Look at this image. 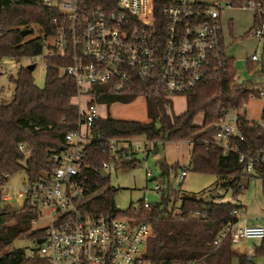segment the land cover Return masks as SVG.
<instances>
[{"label":"built area","instance_id":"obj_1","mask_svg":"<svg viewBox=\"0 0 264 264\" xmlns=\"http://www.w3.org/2000/svg\"><path fill=\"white\" fill-rule=\"evenodd\" d=\"M152 3L153 0L41 2L45 7L55 8L58 14L51 19L53 34L43 43L45 53L38 56L44 55L45 66L49 59L63 63L59 68L61 73L69 76L76 86L79 119L77 129L65 134L60 151L48 155L54 164L49 175L34 182L24 176L21 185L10 186V174L0 172L2 201L31 205L37 211L33 223L37 219L44 222L43 227L35 230L40 231L36 241H44L34 251L38 261L31 264H143L146 261L145 247L152 235L148 223L132 224L111 216L93 215L82 207L91 197L85 195L81 178L83 152L93 141L91 127L98 115L92 101L86 111L81 110V96L91 94L94 99L98 94L94 87L99 86L109 95L137 91L184 98L197 86L216 80L232 61L227 55L221 18L226 10L251 12L253 26L247 35L262 40L264 46V0H170L161 10V21L155 18ZM35 57L19 61L4 59L0 70L8 72L32 62ZM259 61L255 53L247 59V63ZM258 98L263 103L262 113L264 91H259ZM246 109L244 105L224 112L213 124L210 143L224 153H236L242 165V177L258 179L264 192V144L254 154L238 150V143L243 140L239 121ZM257 123L264 127L263 120ZM117 143L115 140L107 143L113 156L119 149ZM146 144L142 148L144 152L150 149ZM18 148L24 155L28 154L22 144ZM121 156L126 155L123 152ZM109 166L103 163L101 170L107 172ZM187 169L188 166L181 167L180 179L185 177ZM237 187L245 189L244 185ZM154 190L161 188L155 185ZM143 206L148 208L149 203L143 201ZM176 214L180 215L178 209ZM231 215L234 219L224 226L214 244H220L225 237L232 245L243 240H264V217L259 224H248L240 205ZM174 264H199V260Z\"/></svg>","mask_w":264,"mask_h":264},{"label":"trees","instance_id":"obj_2","mask_svg":"<svg viewBox=\"0 0 264 264\" xmlns=\"http://www.w3.org/2000/svg\"><path fill=\"white\" fill-rule=\"evenodd\" d=\"M41 2L0 0V67L4 59L19 61L42 53L44 41L53 34L51 19L58 11L43 6ZM169 2L153 0L157 21L162 20L161 10ZM32 26H38L40 35L23 37L21 33L24 30L30 31L28 35L34 33ZM62 65L56 59L48 60L42 88L34 84L27 66L14 68L12 99L9 103H0L1 173L13 175L23 171L31 182L49 175L54 164L49 161L48 155L59 152L64 145L65 134L77 129L79 107L74 101L77 90L74 81L61 73L59 68ZM247 65L251 72L256 66L251 62ZM137 93L128 91L119 95L128 94L132 98ZM143 94L150 122L121 121L99 116L94 120L91 127L93 141L84 149L81 167L85 195H91L108 184L109 175L102 179L98 174L103 163L129 167L135 162L134 159L125 158L130 154L126 149L119 148L114 156L111 155L107 143L110 140L128 141L137 136L144 137L151 144L189 140L191 150L187 170L222 177L228 180L233 194H237V180L242 177V165L237 160V154L224 153L221 148L210 143L214 133L213 124L224 112L241 108L252 97L258 98L259 95V91L250 85L236 83L233 61L216 80L201 84L187 93L184 96L185 110L179 115H166V108H171L172 104L169 98L148 92ZM115 95H105L104 90H100L96 99L105 104L130 100ZM199 113L202 114V124L195 126L193 120ZM260 119L264 121V112ZM239 125V133L243 138L238 143L239 152L254 154L264 144V127L257 122L250 124L244 115ZM20 144L28 151L27 155L19 150ZM151 151L152 148L147 153ZM123 152L125 157L121 156ZM158 165L162 177L178 169L176 165L168 166L161 160ZM115 192V188L108 187L91 196L82 207L93 215L111 216L132 224L148 223L152 235L147 240L144 257L153 264L185 263L190 260H199V264H232L234 258L239 264L250 262L248 256L235 254L228 237L220 244H214L224 226L234 219L231 212L237 207L236 204L184 197L177 208L180 211L178 215L173 205L180 199L179 192L167 188L162 191L161 201L157 204L146 208L143 200H140L136 206L130 204L126 210L119 211L113 204ZM36 214L37 211L27 204L20 209H13L2 201L0 193V264H31L38 261L35 252L30 254L23 249L2 254L8 245L25 233L30 219ZM39 233L34 231L30 236L36 238ZM262 245L264 251V240ZM260 252L256 251V254Z\"/></svg>","mask_w":264,"mask_h":264},{"label":"rangeland","instance_id":"obj_3","mask_svg":"<svg viewBox=\"0 0 264 264\" xmlns=\"http://www.w3.org/2000/svg\"><path fill=\"white\" fill-rule=\"evenodd\" d=\"M222 24L227 44V55L232 58L235 69V79L237 84H248L252 89L264 91V46L262 40L256 37H248L247 33L253 26L252 13L246 10L233 9L226 10L221 15ZM34 33L27 35V38L40 35L38 26H32ZM228 42V43H227ZM45 53V49L42 51ZM255 53L261 63L254 64L252 72L249 71L247 59ZM36 56L32 62L24 63V66L32 65L31 75L34 84L38 88L44 87L46 66L43 56ZM259 61V62H260ZM15 69L6 72L0 70V103H9L14 92ZM94 92L103 90L101 87H94ZM101 95V94H100ZM105 95H109L105 93ZM118 98L130 99L125 101H116L110 104L100 102L92 95L84 94L80 97V108L87 110V104L92 101L96 113L101 118H111L121 121H133L140 123L150 122L147 114L146 98L143 93H137L134 97L128 94H117ZM108 97V96H107ZM171 108H166V115H179L184 112L186 100L183 97L171 96ZM76 102V99H74ZM261 98H251L246 104L245 118L248 121L259 122L262 108ZM156 126L159 124L155 121ZM193 124L201 126L202 114L194 117ZM131 155L125 157L129 160L134 159L132 166L121 167L111 164L107 169L109 175L108 184L101 187L91 194L94 196L101 193L108 187H113L116 192L113 196L114 207L119 211L126 210L130 204L136 206L140 200L146 201L149 205L157 204L161 201L162 191L169 188L178 191L180 199L173 205L178 208L181 199L184 197L194 198L205 202L231 203L243 207V217L248 219V224H259L264 217V192L262 184L258 179H247L242 177L237 180V185H244L245 189H238L237 194H233L228 180L212 174L195 173L191 170L185 172L183 179L179 178L181 167L188 166V152L190 141L182 142L158 141L155 144L148 143L152 151L146 154L142 150L146 140L138 137L131 139ZM129 141V140H128ZM119 146V145H118ZM140 149V151L137 150ZM134 151V152H133ZM156 155L161 157L168 166H177L176 172L171 171L168 176H161V170L158 165ZM182 164V165H181ZM24 172L19 171L10 175L9 185L19 186L24 179ZM155 185H159L161 190H154ZM8 204V203H7ZM13 209H20L18 203H10ZM171 205H169L170 208ZM34 209V208H33ZM37 214L30 219L26 226V231L19 238L14 240L3 251L2 254L16 249H23L26 253L32 254L38 248L36 239L30 236L37 228L43 227V220L37 219L33 223ZM261 240H243L232 245V250L237 255H246L250 258L247 264H264V251ZM256 251H261L256 254ZM1 254V255H2ZM143 264H153L146 260ZM232 264H239L237 259L232 260Z\"/></svg>","mask_w":264,"mask_h":264},{"label":"crops","instance_id":"obj_4","mask_svg":"<svg viewBox=\"0 0 264 264\" xmlns=\"http://www.w3.org/2000/svg\"><path fill=\"white\" fill-rule=\"evenodd\" d=\"M138 138L140 137V138H142V139H144V137H142V136H137ZM133 138V137H132ZM132 138H130V140L129 141H120V142H118L117 143V145H119L118 146V148H122V149H126L130 154H131V150H130V148H131V146L129 145L130 143H131V139ZM136 138V137H135ZM145 140V139H144ZM147 143V142H146ZM146 143H144V145L146 144ZM174 143H176V142H174ZM147 145V144H146ZM132 149V148H131ZM150 149H151V147H150ZM190 150H191V145H190V148H189V152H188V160H189V153H190ZM134 152V151H133ZM146 154H147V152H146ZM156 159L159 161V160H161V157L160 156H158V155H156ZM182 165V164H181Z\"/></svg>","mask_w":264,"mask_h":264},{"label":"water","instance_id":"obj_5","mask_svg":"<svg viewBox=\"0 0 264 264\" xmlns=\"http://www.w3.org/2000/svg\"><path fill=\"white\" fill-rule=\"evenodd\" d=\"M29 33H30L29 30H24V31H22L21 35L24 37V36L28 35ZM32 68H33L32 65L27 67V69L29 71L32 70ZM98 174H99L100 178H102V179H105L108 176V173L105 170H100L98 172ZM43 241H44V239H37L36 242H37V244H41ZM161 264H165V263H161Z\"/></svg>","mask_w":264,"mask_h":264}]
</instances>
